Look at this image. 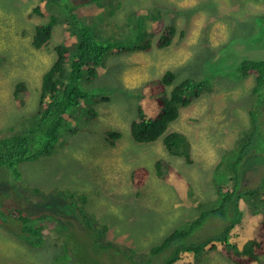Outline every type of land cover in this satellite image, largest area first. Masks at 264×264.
I'll use <instances>...</instances> for the list:
<instances>
[{
  "label": "rangeland",
  "instance_id": "1",
  "mask_svg": "<svg viewBox=\"0 0 264 264\" xmlns=\"http://www.w3.org/2000/svg\"><path fill=\"white\" fill-rule=\"evenodd\" d=\"M116 1L92 0L76 11L101 41L155 43L159 20L174 25L177 33L167 48L108 52L98 78L80 81L93 95L98 115L88 119L80 112L71 117L68 126L76 132L61 138L50 154L16 169L0 166L2 213L20 207L28 225L44 227V238L37 240L22 233L21 220L7 215L13 221L0 223V264H166L168 253L151 254V247L195 217L199 202L216 198L214 164L224 150L237 145L240 132L250 124L248 111L260 105V96L251 93L253 75L241 77L238 66L244 59H264V0ZM39 3L0 0V135L12 126L21 127L23 117L35 109L41 75L53 60L51 49L64 40L73 45L65 26L57 24L48 48L33 47L35 27L48 20L33 12ZM168 68L177 81L209 80L208 89L182 108L171 126L187 136L191 163L169 154L161 141L136 142L130 132L137 105ZM18 81L27 89L14 98ZM261 106L264 128V103ZM109 131L120 133L113 146ZM172 164L185 188L165 181ZM139 166L150 172L136 190L131 171ZM243 170V183L251 186L264 172V161L252 155ZM223 255L207 251L195 263L235 264Z\"/></svg>",
  "mask_w": 264,
  "mask_h": 264
},
{
  "label": "trees",
  "instance_id": "2",
  "mask_svg": "<svg viewBox=\"0 0 264 264\" xmlns=\"http://www.w3.org/2000/svg\"><path fill=\"white\" fill-rule=\"evenodd\" d=\"M40 1L42 3L35 6L33 12L48 16V20L35 27L33 47L38 50L48 48L54 26L57 24L64 25L66 32L70 33L68 41L74 40L73 45H68L64 40L51 49L53 60L41 75L34 97L35 109L23 117L22 132L19 131L21 127L12 126L0 135V166L13 169L24 161L50 154L58 141L65 135L68 136L72 130L68 126L71 117L79 116L80 112L88 119L98 115L91 100L93 95L82 89L80 81L98 78V68L108 52L117 55L135 51L147 52L154 45L167 48L177 33L174 25L164 24L159 20L160 35L155 43L152 39L128 46L121 43V40L104 42L98 39L89 25L82 22L76 14L78 8L90 5L88 2L92 0ZM93 1L99 3L101 0ZM238 71L241 77L253 75L251 93L260 96V105L254 111H248L250 124L240 132L237 145L224 150L214 164L213 186L216 198L199 202L198 214L195 217L174 228L158 244L151 247V254L168 253L164 256L167 258L166 264H180L182 261L196 264L195 261H201L210 250H217L235 264H264V172L258 181L251 180V186L243 183V169L248 158L255 155L264 161V128L261 123L264 59H244L239 63ZM208 85V79L185 77L177 81L175 71L166 69L153 81V89L146 94V99L136 107V118L130 124L134 140L139 143L153 142L151 144L161 141L169 154L183 156L191 163L192 147L187 136L172 130L171 126L179 119L180 110L205 92ZM22 89H27L26 83L18 81L13 90L14 98H17ZM61 131L64 133L61 134ZM72 131L75 133L76 129ZM107 134L109 144L115 145L120 133L109 131ZM160 164V160L155 162L158 177L161 175ZM172 166L175 167L173 164L168 166L171 174L167 175L165 181L176 188H185V180ZM149 172L146 166H139L131 171V180L136 190L143 185ZM16 176L20 177L18 170ZM222 177H227V180L221 181ZM7 215L22 221L23 234L35 236L37 240L44 238V227L28 225V215L20 207L13 208ZM7 215L0 210L1 224L4 221H13V218ZM182 216L186 218V214L182 213ZM211 218L213 220H209ZM211 225L215 227L214 230H210ZM201 227L203 228L196 232ZM29 242L35 245L32 240ZM184 254H187L189 259L183 257Z\"/></svg>",
  "mask_w": 264,
  "mask_h": 264
},
{
  "label": "bare ground",
  "instance_id": "3",
  "mask_svg": "<svg viewBox=\"0 0 264 264\" xmlns=\"http://www.w3.org/2000/svg\"><path fill=\"white\" fill-rule=\"evenodd\" d=\"M74 40V39H73ZM50 43V42H49ZM46 46H48V44L46 45ZM187 107V106H186ZM95 115V114H94ZM178 119V118H177ZM190 157V156H189ZM255 213V212H254ZM192 239V238H191ZM223 248V247H222ZM224 249V248H223ZM213 250V249H212ZM211 251V250H210ZM222 251V250H221ZM227 254H228V252H226ZM226 254V255H227ZM229 256V255H228ZM230 257V256H229ZM229 259V258H228ZM230 260V259H229ZM235 263V262H234Z\"/></svg>",
  "mask_w": 264,
  "mask_h": 264
}]
</instances>
